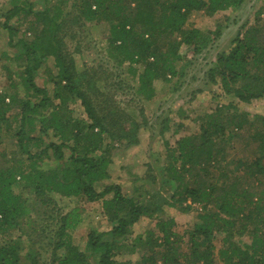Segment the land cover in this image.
Instances as JSON below:
<instances>
[{
    "label": "trees",
    "instance_id": "obj_1",
    "mask_svg": "<svg viewBox=\"0 0 264 264\" xmlns=\"http://www.w3.org/2000/svg\"><path fill=\"white\" fill-rule=\"evenodd\" d=\"M71 2L85 23L108 25V55L118 66L129 65L136 80V96L150 102L156 96V82L169 84L183 76L185 66L178 71L185 60L182 47L194 54L206 47L205 32L186 27L191 16L201 12L211 18L225 15L239 9L245 0ZM30 14L29 1L16 0L2 24L8 46L21 48L25 57L23 86L28 96L0 94V146L4 140H13L18 152L8 158L0 150V264H41L40 254L32 250L22 257L20 240L9 236L25 223L30 212L27 200L15 192L19 187L32 193L44 207L58 208L56 197L99 203L107 219L109 228L91 229L85 249L80 250L71 244L68 232L82 221L81 211L77 207L65 213L61 210L50 264H88V254L96 258V264H133L120 258L134 254L140 256L136 264H264V119L256 118L260 129L250 136L256 158L250 163L239 162L232 178L230 171H220L216 179L192 186L185 176L195 170L206 172L211 166L218 168L238 134L255 127L248 114L239 112L234 100L242 104L264 102L263 13H257L253 25L238 30L208 71V82L219 91L215 98L220 105L197 119L199 133L179 137L174 148L166 150L163 176L175 185L169 204L181 213L190 212L191 204L197 209L193 228L182 235L176 232L173 218L161 217L160 206L126 196L121 185L108 183L113 143L137 145L140 125H120V114L112 118L113 113L97 99V75L78 70L76 62L61 50L62 25L55 19L35 15L34 20L43 26L35 42L27 43L23 38L13 41L17 30L9 23L15 18L27 20ZM214 34L218 37L220 32ZM44 38H48L46 43ZM47 57H53L57 70L49 77L51 90L34 82V73ZM137 66L141 67L139 72ZM76 102L85 120L72 118L67 111L68 104ZM187 201L191 204L185 205ZM210 205L214 210L208 209ZM142 218L154 220L155 230L130 239ZM216 236H222L217 254L213 244ZM244 237L249 244H240Z\"/></svg>",
    "mask_w": 264,
    "mask_h": 264
},
{
    "label": "rangeland",
    "instance_id": "obj_2",
    "mask_svg": "<svg viewBox=\"0 0 264 264\" xmlns=\"http://www.w3.org/2000/svg\"><path fill=\"white\" fill-rule=\"evenodd\" d=\"M28 1L31 14L26 17L27 20L19 21L15 18L9 23V26L17 30L13 41L23 38L27 43L35 42L43 27L34 20L35 15L47 14L49 18L55 19L62 25L59 33L61 50L76 62L78 70L86 69L90 75L92 73L97 75L95 77L96 88L99 90L97 99L113 113L112 118L120 114L118 118L120 125L132 126L133 123L140 125L137 145L128 146L125 141L113 143L110 150L112 165L109 167L108 183L121 185L126 196H134L139 200L146 199L151 206H160L163 210L161 217L173 218L176 222V232L180 235L191 230L195 223L196 205L187 201L185 205L191 204L192 210L181 213L169 204L175 185L163 176L166 150L173 149L179 137L199 133L197 119L217 108L219 100L215 95L219 91L216 85L208 82V71L214 67L217 54L229 48L241 27L253 25L258 12H262L264 16V0H245L239 9L228 11L225 15L220 13L212 18L202 12L193 14L186 27H194L205 32L206 47L198 54L182 47L180 53L185 60L178 65V71L180 67L185 66L183 76L172 79L169 84L156 82L154 84L156 96L150 102H142L136 96V80L129 70V65L124 63L118 66L108 55L107 24L85 23L79 18L71 0ZM15 2L16 0H0V94H15L19 98H27L28 93L23 86L25 57L21 48L8 46L7 33L2 27L4 15ZM216 31L220 32L218 37L214 34ZM47 39L44 38L42 42L46 43ZM136 69L139 72L141 67L137 66ZM56 72L53 57H47L45 64L34 73V82L40 88L51 90L49 77L55 76ZM234 104L239 112L248 114L249 121L254 122L255 127L238 134L226 148L225 160L220 161L218 168L211 166L206 172L200 170L199 173L195 170L191 174H185L192 186L216 179L220 171H230L228 173L232 178L236 174L234 169L238 168L239 162L250 163L256 158L255 146L250 141V136L260 129L256 118L264 119V102L256 100L250 104H242L234 100ZM67 111L71 112L72 118L86 119L78 102L69 103ZM48 140L45 139L46 142ZM0 150L8 158L18 155L13 140H4ZM96 188L101 187L96 185ZM15 192L27 200L30 206L25 223L16 231L9 233L13 240H20L22 257L32 250L40 254L41 264H50L54 232L61 210L65 213L70 208L77 207L81 211L82 221L76 229L68 232L71 244L80 250L85 249L86 237L91 229L106 231L109 228L99 203L87 204L80 199L67 200L56 197L55 206L58 208L44 207L26 189L19 187ZM208 209L214 210V207L210 205ZM154 230L155 221L142 218L133 227L130 239L144 237L147 231ZM221 237L216 236L213 240L215 254L221 247ZM239 242L249 244L247 237L239 239ZM120 260L136 264L140 256L134 254L124 256ZM87 262L96 264V258L88 254Z\"/></svg>",
    "mask_w": 264,
    "mask_h": 264
},
{
    "label": "crops",
    "instance_id": "obj_3",
    "mask_svg": "<svg viewBox=\"0 0 264 264\" xmlns=\"http://www.w3.org/2000/svg\"><path fill=\"white\" fill-rule=\"evenodd\" d=\"M130 196V195H129Z\"/></svg>",
    "mask_w": 264,
    "mask_h": 264
}]
</instances>
